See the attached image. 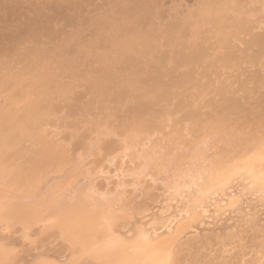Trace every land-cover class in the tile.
<instances>
[{"label":"bare ground","instance_id":"obj_1","mask_svg":"<svg viewBox=\"0 0 264 264\" xmlns=\"http://www.w3.org/2000/svg\"><path fill=\"white\" fill-rule=\"evenodd\" d=\"M136 1L0 0V264H264V0Z\"/></svg>","mask_w":264,"mask_h":264},{"label":"rangeland","instance_id":"obj_2","mask_svg":"<svg viewBox=\"0 0 264 264\" xmlns=\"http://www.w3.org/2000/svg\"><path fill=\"white\" fill-rule=\"evenodd\" d=\"M143 1H144V2H143L144 5H146V3H148L149 5L144 6L143 3H142V0H141V1H139V0L136 1V3H134V4H135V10H136V12H139V11L141 12V11H143L142 8H140V4H142L141 7H143V9H144V8L146 9V7H147V8H149V10H150V9L153 7L151 1H154L153 4H155L157 1H159V2H157V3L155 4V6L152 8L153 10H154L155 7H157L156 9H161V8L164 9V7H166L167 9L170 8V10L168 9L169 11H172L171 9H174L175 3H176L175 8L178 6L177 4L180 3V0H179V1H178V0H177V1H176V0H174V1H173V0H168V1H167V0H163L164 2H163L162 0H150V1H149V0H143ZM160 1L163 2V3H161ZM175 1H176V2H175ZM181 1H182V2H181L180 4H181L182 6H181V5H180V6H181V7H184V9H185V7H187L188 4H190V5H191V4H194V3H193L194 0H181ZM183 1H185V2L183 3ZM191 1H192V2H191ZM207 1H209V0H207ZM212 1H215V0H212ZM138 2H141V3H138ZM166 2H168V3L166 4ZM172 2H173V3H172ZM174 2H175V3H174ZM186 2H187V4H186ZM97 3H98V2H97ZM137 3H138V6H139V8H138L139 11L136 9V8L138 7V6H136ZM150 3H151V4H150ZM164 3H165V6H163ZM213 3H214V2H213ZM134 4H132V5L134 6ZM160 4H161V6H160ZM162 4H163V5H162ZM172 4H173V8H171V6H169V5H172ZM94 5H96V6L98 5L99 8L96 7V8H98V9H95V8L93 9V7H95ZM94 5H92L93 7L91 6L93 10H90V9L88 8L90 5H88L87 10L89 9L90 11H89V10H88V11H89L90 13L86 10V8L84 9L85 12H86V13L83 14V18H84V20H83V18H82V14H81V16H79V18H80L81 21H80V22H79L78 20H77V21H78L80 24H76V23H78V22H76L75 25H76V27H77L78 30H80L79 26L81 27V32L79 31V33H78V31H76L77 34H81V33H83L84 31L87 30L86 28H85L86 30H84V31L82 30V29H84V28H82V27H86V26L89 24V20H88V19H86L87 21H85V18L87 17V16H85V15L88 14V13H89V15H90V14L92 13V14H91L92 16L90 15V17H95V14H94V13L96 12V14H97V12L100 11L99 3H98V4H94ZM157 5H158V6H157ZM190 5H189V6H190ZM212 5H214V4H212ZM148 6H149V7H148ZM150 6H151V7H150ZM168 6H169V7H168ZM180 6H178V8H176V9H179V8H180V12H182L181 10L184 11V9H183V8L181 9ZM209 6H211V5H209ZM91 7H90V8H91ZM104 7H106V6H104ZM158 7H159V8H158ZM166 8L164 9V11H167ZM196 8L199 9L198 6H196ZM133 9H134V8H133ZM145 9H144V12L147 11V9H146V10H145ZM152 9H151V10H152ZM94 10H96V11H94ZM149 10H148V11H149ZM92 11H93V12H92ZM173 11H174V10H173ZM177 11H179V10H177ZM80 12H81V11H80ZM83 12H84V11H83V9H82V13H83ZM140 12H139V13H140ZM167 12H168V11H167ZM174 12H175V11H174ZM102 13H103V12H102ZM98 14H99V13H98ZM98 14H97V15H98ZM142 14H143V13H142ZM142 14H140V15H142ZM89 15H88V18H89ZM93 15H94V16H93ZM97 15H96V16H97ZM137 15H138V14H137ZM144 15H145V13L142 15V18L144 17ZM139 17H140V20H141V19H142L141 16H139ZM144 18H145V17H144ZM77 19H78V18H77ZM96 19H98V17H96ZM140 20H139L138 22H140ZM143 20H145V19H142L141 22H142ZM146 21H147V20H146ZM82 22H84V23L86 24V26H84L85 24L83 25ZM86 22H88V24H87ZM145 23H146V22H145ZM104 24H105V23H103V25H104ZM142 24H143V22H142ZM78 25H79V26H78ZM82 25H83V26H82ZM103 25H101V26H103ZM72 27H73V26H71V28H72ZM92 27H93V26H92ZM71 28H70V29H71ZM87 28H89V29H88V31H86V32H87V33L90 32V33H88L89 35H87V33H85V32H84L82 35L84 36V34H86L88 37H89V36H90V37L88 38V37H86V35H85L84 37H86V41H84V42L82 43V41L85 40V38H84V39H82L83 37H82V38H79V37H81V35H77V36H79V37H78L79 43H77V46H80L81 44H82V46H83V44H85V42H87L86 45H84V47L87 48V46L90 44V43H88V42L91 41V39L93 38L92 36H94L95 33L93 32V30H92V32H91V29H92V28H91V25H90V24H89V26H87ZM90 28H91V29H90ZM62 31H63V30H62ZM64 32H66V31H64ZM91 33H92V34H91ZM59 35H61V34H59ZM63 35H65V34H63ZM63 35H62V37H64ZM91 35H92V36H91ZM96 35H99V34H96ZM96 35H95V36H96ZM65 36H66V35H65ZM114 36H115V35H114ZM59 37H60V36H59ZM67 38H68V36H66V39H67ZM87 38H88V39H87ZM90 38H91V39H90ZM94 39H95V37H94V38L92 39V41H91V43H92V44H91V45H92L91 48H89L90 46L87 48V49H91V50H87L86 48H83L82 46H81V47H78V49L80 48V50H79V51L77 50V51L79 52V55H80V56L78 55V56H76V57H74V56L77 55L78 52H77V51L73 52V51H71V49H69L70 45H71V44L73 45V43L71 42V44L68 46V45H67L68 42L65 40V37L62 39L63 41H65V43H64V49H63L64 51H61V52H62V53H63V52H65V53H67V52L72 53V57L74 58L75 61H76V59H79V60H80V58H82L83 60L85 59V61H87L88 65H87V63H86L85 61H83V62L85 63V67H86V68H85V72H86V74L89 73L88 75H90V74H92V72H94V70H93L94 68H96L94 73H96V71L98 70L96 74H97V75L99 74L98 72H99V70H100L99 67H100L101 64L98 65L99 60H97V61H98V62H97V61L94 60L93 58H94L95 56H98L99 53H100L101 55H103L104 53H107L108 51H111V50L113 49L112 46H111V47L108 46L109 44L107 45L108 48H109V50H107V46L104 47V45H103L104 48H102L101 45H102V43L106 42V41H104V40H106V39H102V40L100 39L102 43H101V45H100V47H99L98 49H100V51H101V52L103 51L104 53H103V52L101 53L100 51L98 52V49H96V50H97V51H96L95 48L93 47L94 44L97 46V43L94 42V41H96V40H94ZM80 40H81V43H80ZM87 40H88V41H87ZM63 41H62V42H63ZM55 42H56V41H55ZM57 42H58V41H57ZM66 42H67V43H66ZM77 42H78V41H77ZM99 42H100V41H99ZM93 43H94V44H93ZM106 43H108V42H106ZM52 44H54V42H53ZM55 44H56V43H55ZM55 44H54V45H55ZM65 44H66L67 46H65ZM78 44H80V45H78ZM99 44H100V43H99ZM105 45H106V44H105ZM73 46H74V45H73ZM51 47H52V46H51ZM66 47H67L68 49H67ZM92 47H93V48H92ZM96 48H97V47H96ZM111 48H112V49H111ZM82 49H84V50H82ZM85 49H86V51H88V52H86ZM93 49L95 50L94 52H96V53L93 52ZM61 50H62V49H61ZM81 50H82V51H85L84 53H85V54L88 53L89 55L85 56V54L82 53ZM166 50H167V48H166ZM59 51H60V50H59ZM70 51H71V52H70ZM89 51H90V52H89ZM80 52H81V53H80ZM91 52H92V54H91ZM74 53H75V54H74ZM93 53H94V57H93ZM97 53H98V54H97ZM81 54H83V55L81 56ZM70 55H71V54H69V56H70ZM21 56H22V57H21ZM21 56L18 55L17 57H19V58H17V59H20V57H21L20 60H22V59H23V55H21ZM88 56H89V57H88ZM101 57H102V56H100V58H99V57H98V58L96 57V58H97V59H101ZM69 58H71V57H69ZM73 58H72V60H73ZM86 58H87V59H86ZM88 58H89V59L92 58L91 60H94L95 62L89 60ZM96 58H95V59H96ZM17 59H16V60H17ZM24 59H25V56H24ZM88 60H89V61H88ZM23 61H24V60H23ZM77 61H78V60H77ZM19 62H20V61L17 60V64L20 65V66H18V65L16 64V65H17L16 68H17V67L25 68V67L23 66V64H20ZM80 62H82V60H80ZM83 62H82V63H83ZM89 62H91V64L94 62V63L92 64L93 66L90 65ZM99 63H100V62H99ZM241 63H242V62H241ZM94 64H96V67H94ZM175 64H176V63H175ZM175 64H173L172 66L175 67V66L177 65V64H176V65H175ZM21 65H22V66H21ZM83 65H84V64H83ZM86 65H87V66H86ZM245 65H246V64H244L243 66H245ZM88 66L91 67V69H89ZM87 67H88V69H87ZM93 67H94V68H93ZM97 67H98V68H97ZM176 67H177V66H176ZM16 68H14V71H15ZM20 68H19V69H16V70H18L17 72L20 71ZM21 70H22V69H21ZM91 70H92V72H91ZM83 71H84V70H83ZM83 71H82V72H83ZM87 71H88V73H87ZM231 72H232V71H231ZM222 75H223V77L226 76V75L223 74V73H222ZM0 76H2V77H0V81L2 82V81H3V80H2V78H3V73H2V72H0ZM94 76H96V75H94ZM224 78H226V77H224ZM22 80L24 81V79H22ZM20 81H21V80H20ZM56 81H57V80H56ZM56 81L54 82L53 86H54V85L58 86L57 83H56ZM58 84H59V83H58ZM56 86H54V87H56ZM175 87H177V86H175ZM175 87H174V91H173V88L171 89V90H172L171 93H173V94L177 93V97H178L177 99H179V98H181V99L185 98V99H186V96L188 95V92H186V93H182V92L187 91V88L185 87L186 89L184 90V89H183L184 87H180V86L177 87V88H175ZM80 89H81V88H79V90H80ZM84 89H85V90L87 89V91H85ZM175 89H180V90H182V92L179 91V90H178L179 92H177V90H175ZM83 90H84V91H83ZM89 90H91L92 92H89ZM93 91H94V89L89 88V87H85V88H83L82 90H80V91L77 92V93H79V94L81 93V98L83 97V98H82L83 103H84V101L88 100V101H86L87 106H85L86 103H84V105H83L82 103H80V102H82V101L79 102L80 105H83V106L86 107V108H87L88 106H89V107H93V108H95V107L93 106V100H92V99H93V98H92V97H93V94L95 93V92H93ZM169 91H170V90H169ZM175 91H176V92H175ZM88 93H89L90 95L92 94V95H91L92 97H91ZM83 94H84V95H83ZM181 94H182V95H181ZM82 95H83V96H82ZM86 95H87V96H86ZM178 95H179V96H178ZM150 97L152 98V96H149V99H151ZM81 98H80V99H81ZM86 98H87V99H86ZM88 98H89L90 100H89ZM84 99H85V100H84ZM152 99H153V100H150V101H153V102H156V101H157V98H156V97H153ZM91 100H92V101H91ZM155 100H156V101H155ZM90 101H91V104L89 103ZM159 101H160V100H158V105H159V106H164V105L167 104L166 102H168V101H164V100H163L164 102H163V103H162V102L160 103ZM8 103L11 104L10 102H8ZM8 103H7V104H8ZM164 103H166V104H164ZM9 104H8V106H9ZM88 104H90V105H92V106H90V105H88ZM161 104H162V105H161ZM163 104H164V105H163ZM11 105H14V103L11 104ZM86 108H83V109H86ZM93 108H92V109H93ZM88 109H89V108H88ZM88 109H87V111H88ZM90 111H91V108H90ZM17 114H18V113H17ZM15 115H16V114H15ZM179 115H181V114H179ZM16 116H17V117H16L17 119L20 118V116H18V115H16ZM18 117H19V118H18ZM16 118H15V117L12 118L11 121H14V119H16ZM5 121H6V120H5ZM5 121H4L3 123H1V125L4 124L3 126H6V127H3V126L0 125L1 127H3V129L0 128V129H2L1 132H0V133H2V134H4V133L7 131L8 126H9V124H5V123H6ZM9 121H10V120H7V122H9ZM40 121H41V123L38 121V123H40V124H37V125H42V124H43L42 122H43L44 120H40ZM14 122H15V121H14ZM9 123L12 124V122H9ZM11 127H12V126L10 125L9 128H11ZM4 128H7V129H4ZM4 130H5V132H4ZM53 131H54V134L58 132L56 129H55V130H52V133H53ZM56 131H57V132H56ZM60 132H61V131H59L58 133H60ZM58 133H57V135L62 137L63 134L60 133V134H61V135H60V134H58Z\"/></svg>","mask_w":264,"mask_h":264}]
</instances>
